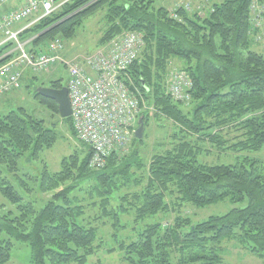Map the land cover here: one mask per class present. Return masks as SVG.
<instances>
[{
  "label": "trees",
  "instance_id": "trees-1",
  "mask_svg": "<svg viewBox=\"0 0 264 264\" xmlns=\"http://www.w3.org/2000/svg\"><path fill=\"white\" fill-rule=\"evenodd\" d=\"M58 1L65 2L22 32L21 39L30 40V51H44L56 38L73 39L84 19L107 7L109 29L101 41L124 31L143 36L140 60L128 73L143 92L151 90L145 98L158 115L174 122L177 132L172 147L155 154L147 165L146 185L131 192L142 179H135L123 155L109 156L102 168L94 170L92 149L84 145L85 154L75 149L62 158L58 171H50L41 157L59 138L55 128L23 108L0 114V164L16 172L24 155L42 160L40 190L54 192L37 210L33 203L21 204L17 189L0 178L1 194L19 210L17 216H0V264L10 259L14 242L29 244L33 264H87L99 239L97 227L82 224L88 209L95 208V219L112 220L116 228L123 226L125 214H133L138 223L169 212L167 195H176L174 208L185 204L202 208L224 200L245 205L211 216L187 232L182 228L192 224L190 218L177 216L168 226L161 221L148 223L134 239L121 243L127 264H176L172 251L183 257L188 252L184 258L194 264H228L217 251L226 239L264 257V165L249 158L238 164L198 161L210 152L204 144L225 152L264 147V13L254 16L253 0L215 1L204 16L183 7H157L155 0ZM260 45L263 50L257 49ZM173 60L181 67L171 70L170 76L183 69L192 81L189 111L166 90ZM65 85L59 78L47 86ZM34 96L60 117L56 101L37 91ZM141 115L146 127L148 114ZM61 120L76 137L72 117ZM141 168L138 163L136 169ZM21 184L31 190L26 180ZM122 189L127 192L114 205V194Z\"/></svg>",
  "mask_w": 264,
  "mask_h": 264
},
{
  "label": "rangeland",
  "instance_id": "rangeland-1",
  "mask_svg": "<svg viewBox=\"0 0 264 264\" xmlns=\"http://www.w3.org/2000/svg\"><path fill=\"white\" fill-rule=\"evenodd\" d=\"M219 0H155V5L165 6L169 10H175L181 6H185L188 13H199L200 16L207 14L212 6V3ZM177 17V16H175ZM109 29L107 21V7H103L96 11L93 15L84 19L83 24L78 28L73 39L64 41L63 54L67 60L86 62L89 57H93L100 51L108 48L113 41L121 36L129 33L124 31L107 42H102V38ZM257 49L263 50L261 45ZM181 67L178 60H173L169 65V71L166 77V90L168 91L171 78L170 71ZM34 77H37L35 79ZM61 78L65 84L68 81V70L62 63L57 62L48 69L36 72L31 68H22V76L20 78L21 88L12 90L10 93L3 96L0 100V114H7L10 111H18L23 108L28 114L37 118H42L48 127H53L58 132L59 138L54 146L46 149L42 153L41 159L44 160L50 171H58L61 168V160L64 156L69 155L75 149L80 150L85 154L86 149L82 143L73 135L66 123L61 120V117L53 115L52 112L39 102L34 96V92L42 86H47L51 80ZM151 90L148 88L144 93L149 94ZM145 107L142 113L148 115V125L145 127L143 137L135 139L132 137L127 151L122 155L127 159L131 167V173L135 174L136 178L142 179V184L132 187L129 191H139L146 185L147 165L150 163L155 154H159L169 149L173 145L174 134L177 128L174 122L162 115H158L157 109L150 104L147 99H144ZM143 104L141 99V105ZM193 105H181L184 111L191 110ZM205 148H210V152L201 155L198 158L199 162L208 164H238L244 163V159L257 160L264 165V147L260 150H245V151H220L209 144H204ZM42 160H30L28 155H24L19 160L18 171L10 172L5 165L0 164V178L6 179L12 184L22 196L21 204L33 203L37 210H40L52 198L54 192H42L40 190V180L43 171ZM123 161V162H124ZM142 165L141 170L136 169V165ZM94 169V167L92 166ZM95 170V169H94ZM132 180L133 177H131ZM21 180H26L29 184L28 191L22 186ZM128 191V192H129ZM127 191L119 190L114 194L112 199L114 205L119 203V195L122 196ZM176 195H167L166 200L170 203L169 212L159 213L156 216L150 217L136 223L134 215L125 214L122 216L121 227H113L112 220H107L102 217L95 219V208L88 209L85 216V221L82 224H91L97 227L99 239L95 253L88 258L87 264H127L125 259V251L120 249L123 242L134 239L148 223L161 221L164 226L173 224L177 216L190 218L192 224L184 226L182 232L191 230V227L199 222L207 220L211 216H219L229 212L235 207H243L245 204H232L228 200L219 203L211 204L202 208H197L191 204H185L181 207L172 206L175 204ZM11 214L17 216L19 214L18 205L10 203L0 192V216ZM5 237V234H2ZM218 253L223 257V260L228 264H264V257L252 254L248 250L238 246L234 241L224 240L217 249ZM188 252L184 253L187 257ZM180 253L172 251L171 258L176 264H194L185 260ZM1 264H33L31 259V248L26 242H14L11 250L10 259ZM49 264V263H47Z\"/></svg>",
  "mask_w": 264,
  "mask_h": 264
},
{
  "label": "built area",
  "instance_id": "built-area-1",
  "mask_svg": "<svg viewBox=\"0 0 264 264\" xmlns=\"http://www.w3.org/2000/svg\"><path fill=\"white\" fill-rule=\"evenodd\" d=\"M19 1L17 8L0 16V34L4 37L0 47L12 45L0 56L2 60L11 55L8 61L0 64V96L20 87L22 68L40 71L57 61L63 62L69 70L68 89L75 130L80 140L94 152L92 165L102 167L111 153L126 149L141 110V93L137 87L131 90L127 85L130 78H127L126 69L138 57L142 38L136 33H127L113 41L105 51L89 57L85 65L62 59L57 53L62 46L59 39L50 43L47 52L31 53L27 43L20 38L29 25L19 30L14 26L35 14H39L36 20L50 15L61 4L56 0ZM252 12L261 17L264 4L254 0ZM189 86L185 72H178L171 78L170 91L176 99L188 97L185 89Z\"/></svg>",
  "mask_w": 264,
  "mask_h": 264
},
{
  "label": "water",
  "instance_id": "water-1",
  "mask_svg": "<svg viewBox=\"0 0 264 264\" xmlns=\"http://www.w3.org/2000/svg\"><path fill=\"white\" fill-rule=\"evenodd\" d=\"M37 93L43 97L56 101L58 104L59 114L62 118H67L71 116L72 107L70 104L68 88L66 86L60 89L40 86L37 89ZM144 128L145 124L143 122V117H140L139 127L137 128L135 133V136L137 138L143 137Z\"/></svg>",
  "mask_w": 264,
  "mask_h": 264
},
{
  "label": "crops",
  "instance_id": "crops-1",
  "mask_svg": "<svg viewBox=\"0 0 264 264\" xmlns=\"http://www.w3.org/2000/svg\"><path fill=\"white\" fill-rule=\"evenodd\" d=\"M18 5V3L16 1H10L8 3H0V14L1 13H4V12H7L11 9H14L16 8V6ZM25 23L23 24H19L17 25V27H21L22 25H24ZM0 40H1V36H0ZM62 55L65 56L62 52ZM66 57V56H65ZM3 98V97H2ZM2 98H0V100H2Z\"/></svg>",
  "mask_w": 264,
  "mask_h": 264
}]
</instances>
